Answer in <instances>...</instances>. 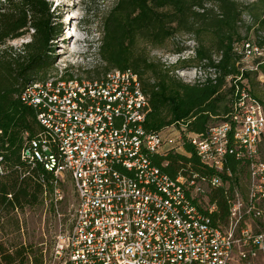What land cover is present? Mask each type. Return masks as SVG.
<instances>
[{"label": "built area", "instance_id": "obj_1", "mask_svg": "<svg viewBox=\"0 0 264 264\" xmlns=\"http://www.w3.org/2000/svg\"><path fill=\"white\" fill-rule=\"evenodd\" d=\"M243 19L251 21L248 15ZM241 52L246 68L264 59V46L246 42ZM215 72L175 71L185 83L214 78ZM20 100L36 109L44 127L22 157L55 174L53 205L62 198L64 176L75 195L42 264H239L259 254L264 259V231L254 230L264 218V162L258 150L264 106L244 89L229 121L210 126L206 134L186 135L200 161L216 171L227 154L247 161V194L235 193L223 227L211 226L208 214L215 206L205 197L218 178H171L147 157L166 141L144 131L149 100L130 69L30 82Z\"/></svg>", "mask_w": 264, "mask_h": 264}, {"label": "trees", "instance_id": "obj_2", "mask_svg": "<svg viewBox=\"0 0 264 264\" xmlns=\"http://www.w3.org/2000/svg\"><path fill=\"white\" fill-rule=\"evenodd\" d=\"M243 15L250 17V23ZM57 19L47 0H0L1 217L42 205L54 190L55 174L41 162L22 157V151L44 127L36 109L23 103L20 94L30 82L49 79L54 42L61 33ZM25 34L29 40L19 47L6 45ZM178 36L193 41L191 54L172 64L149 58L148 47H160ZM246 42L264 46V0H114L101 19L95 42L102 70L95 67L88 71L87 78L115 68L130 69L138 75L149 100L142 123L147 133L183 125L177 146L148 153L147 157L171 178L195 174L197 178L220 180L205 192L207 202L215 206L208 214L214 227L227 224L235 193L242 195L243 178H248L247 161L227 154L222 170L216 171L200 161L186 135L206 134L210 126L229 121L241 89L264 106V94L259 90L264 59L255 60L254 69L244 67L241 48ZM191 66L214 68L215 77L185 83L175 71L190 70ZM263 148L264 135L258 146L259 157L264 156ZM20 220L17 217L13 223L19 235ZM13 246L9 251L0 244V264H42L41 251H33L31 244L20 241Z\"/></svg>", "mask_w": 264, "mask_h": 264}, {"label": "rangeland", "instance_id": "obj_3", "mask_svg": "<svg viewBox=\"0 0 264 264\" xmlns=\"http://www.w3.org/2000/svg\"><path fill=\"white\" fill-rule=\"evenodd\" d=\"M51 2V10L58 16L61 33L54 42L53 67L49 70V78H60L72 75L73 78L86 79L89 72L98 67L102 70L96 55V38L102 17L111 7L114 0H47ZM88 1V2H87ZM73 17V18H72ZM75 31V36L71 33ZM31 30H29V34ZM29 34L8 40L7 46L19 47L29 40ZM72 37V38H71ZM252 38L253 35H251ZM193 41L186 36H178L172 40H166L160 47H148L149 58L159 60L165 64H172L178 58L186 57L192 53ZM186 47L183 51L180 48ZM84 57V59H83ZM193 66V65H192ZM191 66V69H192ZM259 85V90L264 94V82ZM181 129L179 126H169L160 133L163 141H166L160 151L168 147L177 146ZM264 150V148L262 149ZM260 157L264 159L263 155ZM242 195L247 194L248 178H243ZM61 200L53 205L51 197L47 194L42 205L26 208L23 213L12 212L6 217L0 216V244L9 251L14 249V244L22 241L31 244L33 251H41L46 254L59 229L60 223H67L71 212V206L75 201L72 182L67 176L63 177L60 186ZM264 210V202L261 203ZM15 215V216H14ZM19 217L21 235L15 232L14 221ZM247 223H251L247 220ZM253 224V223H252ZM254 225V224H253ZM255 232L264 231V218L255 223ZM263 256L259 254L257 259H246L239 264H261Z\"/></svg>", "mask_w": 264, "mask_h": 264}, {"label": "bare ground", "instance_id": "obj_4", "mask_svg": "<svg viewBox=\"0 0 264 264\" xmlns=\"http://www.w3.org/2000/svg\"><path fill=\"white\" fill-rule=\"evenodd\" d=\"M72 18H73V17H72ZM72 34L75 36V31H73V32L71 33V35H72ZM71 38H72V37H71Z\"/></svg>", "mask_w": 264, "mask_h": 264}, {"label": "crops", "instance_id": "obj_5", "mask_svg": "<svg viewBox=\"0 0 264 264\" xmlns=\"http://www.w3.org/2000/svg\"><path fill=\"white\" fill-rule=\"evenodd\" d=\"M260 79H262V81H264L263 77L260 76Z\"/></svg>", "mask_w": 264, "mask_h": 264}]
</instances>
